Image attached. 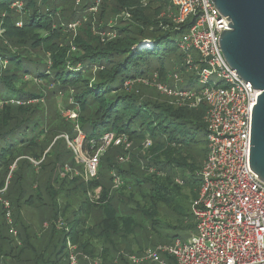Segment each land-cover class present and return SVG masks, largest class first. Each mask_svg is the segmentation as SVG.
I'll return each instance as SVG.
<instances>
[{"label":"trees","instance_id":"trees-1","mask_svg":"<svg viewBox=\"0 0 264 264\" xmlns=\"http://www.w3.org/2000/svg\"><path fill=\"white\" fill-rule=\"evenodd\" d=\"M16 1L20 11L12 8ZM95 5L97 13H89ZM117 14L129 19L116 23ZM174 14L171 0H0V91L7 94H0V200L9 204L12 221L7 223L0 202V264H58L66 258L67 242L76 247L79 264H87L83 257L129 264L118 254L150 249L136 235L156 236L164 244L176 239L157 231L160 221L171 229L189 222L195 231L191 204L206 157L207 108L156 102L144 98L135 84L124 87L126 81L154 76L166 83L173 66L183 70L172 38L185 28L172 24ZM77 22V34L68 41V25ZM24 78L65 95L75 121L48 118L29 105L42 96L27 92L24 82L17 86ZM79 133L89 155L106 134L124 138L131 152L111 144L99 157L94 178L74 177L64 167L81 168L67 145ZM61 134L67 141L59 138L51 146ZM200 142L202 161L195 154ZM115 179L121 183L117 189ZM96 189L99 197L90 201ZM35 207L49 224L42 239L23 218L22 210Z\"/></svg>","mask_w":264,"mask_h":264},{"label":"built area","instance_id":"built-area-1","mask_svg":"<svg viewBox=\"0 0 264 264\" xmlns=\"http://www.w3.org/2000/svg\"><path fill=\"white\" fill-rule=\"evenodd\" d=\"M21 7L18 1L12 4L18 11ZM171 7L175 11L171 16L172 24L185 28L177 42L182 71L194 73L202 89L193 92L176 86L171 88L158 83L156 76L152 81H126L124 87L151 86L161 96L171 99L175 106L196 109L204 104L207 108L203 118L206 157L196 173L200 186L191 204L195 231L187 242L175 239L171 244L157 245L139 255L121 252L117 259L123 258L129 264H167V258H172L176 264H264V184L248 166L251 109L261 92L252 89L248 82L243 83L222 59L219 37L223 31H229V27L210 0H171ZM97 11V5L89 9L91 14ZM123 17L129 19L128 14ZM77 25L78 22L68 25V29L75 32ZM16 26L21 27V23ZM193 53L197 55L196 60ZM169 78L175 83L182 81L175 71ZM10 103L20 105L18 101ZM68 113L67 117L75 121L77 114ZM75 128L78 131L77 126ZM64 139L67 141L66 136ZM111 144L124 147L126 151L130 147L124 138L114 139L106 134L101 146L84 158L69 144L85 165V181L96 176L99 157ZM119 161L123 162L124 158ZM120 184L119 179H115L113 188L117 189ZM98 197L95 195V199ZM0 202L5 219L11 225L10 206L5 201ZM57 227L62 229L63 224L59 221ZM10 233L15 235L12 228ZM66 246V258L58 264H79L76 247L69 242ZM82 260L87 264H102L100 258L83 257Z\"/></svg>","mask_w":264,"mask_h":264},{"label":"water","instance_id":"water-1","mask_svg":"<svg viewBox=\"0 0 264 264\" xmlns=\"http://www.w3.org/2000/svg\"><path fill=\"white\" fill-rule=\"evenodd\" d=\"M229 31L219 37L227 67L261 94L250 118L248 166L264 184V0H210Z\"/></svg>","mask_w":264,"mask_h":264},{"label":"rangeland","instance_id":"rangeland-1","mask_svg":"<svg viewBox=\"0 0 264 264\" xmlns=\"http://www.w3.org/2000/svg\"><path fill=\"white\" fill-rule=\"evenodd\" d=\"M77 3V1L75 2V4ZM78 5V4H76ZM98 18V17H97ZM118 19H123L124 21V17L122 14H117L113 17V20H115L116 23ZM87 20V18H86ZM85 20V21H86ZM88 21V20H87ZM81 26V25H80ZM77 34V32L74 33V31L71 32L70 35V40L68 39V41H71V37H74ZM181 39V34L178 35H174L172 40L178 42ZM71 51L74 52L75 48H71ZM179 56L181 55L180 52L178 51ZM193 57L196 60L197 55L195 53L192 54ZM181 59V57H180ZM169 66V65H168ZM172 71H175V73H178L181 76L182 81L181 82H174L173 80H170L169 76H171L173 74V72H171L169 75H167L168 77H166V80L168 82H161L158 80V78L156 79V81L158 83L161 84H166L168 86H170L171 88H174L175 86L178 89L181 90H190L193 92H198L202 89V86L199 84L198 79L195 77L194 73H189L186 74L182 71H178V69L174 66L172 67ZM213 80H215L217 82V79H215L214 77H212ZM152 81V80H151ZM25 83L26 85V90L27 92H33L36 93L38 95H41L42 97H40L38 100H31L28 102L29 105H36L35 108H39L42 110V114L43 116H47L48 118H53V116H59L62 119H65V117H67L68 110H66L67 106H70L71 102L70 100L64 95V96H56V94L54 93V91H52V89H47L46 85L42 84V83H37V82H33L27 78L21 79L20 82L17 84V86L21 85L22 83ZM135 87L137 89H139L140 93L142 94V96L144 98H151L152 100H155L156 102H166L167 104H171L172 100L171 99H167L163 96H161L159 93H157L151 86L149 87H145L142 86L140 84H135ZM1 92V91H0ZM2 97H6V93L5 92H1L0 93ZM45 125V123H44ZM45 133L49 134V129H47L46 125H45ZM64 134V133H62ZM60 135L59 137L57 136L56 138H54L51 146L54 144V142L56 140H58L59 138H64L65 135ZM84 143V138L80 135H78V137L74 140L72 147L74 148V150L78 149V151L80 152V154L86 158L89 155V152L86 151L85 144ZM68 147L72 150L73 154H74V159L76 161V163L81 166V168H69L68 166L64 167V170L66 172V174H73V176L75 177H80L82 179H85V165H83L81 163V159L76 157L73 149L71 148V146L69 145V143L67 144ZM109 147V146H108ZM106 147V149L108 148ZM124 148V147H123ZM205 149V144L203 142H200L196 147H195V154L197 155L199 160H203L205 154L203 153V150ZM126 151V150H125ZM131 152V147H129V149L126 151V154L129 155V153ZM122 156H118L117 159L119 160ZM100 190L96 189L93 194L90 192L89 196H90V201H95V195H99ZM184 208L187 214L190 213L189 211V206L186 204H184ZM23 212V218L26 220L27 223H29L30 226H33V231L34 233H36L38 236V238L42 239L43 235L45 234V232H48L49 230V224L48 222H46L45 220H41V216L39 214V208L35 207V208H26ZM178 223L174 222V226L177 225ZM192 223L187 222L186 224L181 223L180 225H178V229H171V228H167L164 225L163 221L159 222V226L162 228L161 230H157L158 232H165L167 233V235L169 236H176L178 237L183 243L187 242L188 238L190 237L191 231H190V227ZM159 228V227H158ZM157 229V228H156ZM11 236L13 238H17V234L15 233V235ZM145 235L143 234H138L136 235V240L138 243H140L141 245L148 246V247H154L157 245H161L166 243V240H160L158 238H155L156 236H147V240L150 239L149 241H146V239L144 238ZM147 244V245H146ZM40 246H43L42 244H40ZM58 246V245H57ZM60 246V245H59ZM138 246L133 243L132 244V248L135 250Z\"/></svg>","mask_w":264,"mask_h":264},{"label":"crops","instance_id":"crops-1","mask_svg":"<svg viewBox=\"0 0 264 264\" xmlns=\"http://www.w3.org/2000/svg\"><path fill=\"white\" fill-rule=\"evenodd\" d=\"M172 72H174V71H172ZM192 233H194V232H192V231H191V234H192ZM191 234H190V235H191ZM176 239H179V238H178V237H176Z\"/></svg>","mask_w":264,"mask_h":264},{"label":"snow or ice","instance_id":"snow-or-ice-1","mask_svg":"<svg viewBox=\"0 0 264 264\" xmlns=\"http://www.w3.org/2000/svg\"><path fill=\"white\" fill-rule=\"evenodd\" d=\"M261 119L264 120V116H262Z\"/></svg>","mask_w":264,"mask_h":264}]
</instances>
